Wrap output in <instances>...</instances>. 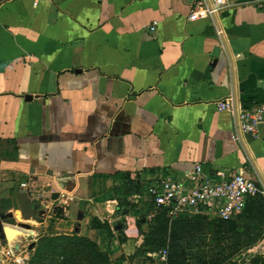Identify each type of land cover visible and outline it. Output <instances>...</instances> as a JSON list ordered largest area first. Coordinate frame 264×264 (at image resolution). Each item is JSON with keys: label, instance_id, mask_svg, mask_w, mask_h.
Returning a JSON list of instances; mask_svg holds the SVG:
<instances>
[{"label": "crops", "instance_id": "1", "mask_svg": "<svg viewBox=\"0 0 264 264\" xmlns=\"http://www.w3.org/2000/svg\"><path fill=\"white\" fill-rule=\"evenodd\" d=\"M195 1L0 0V254L66 236L110 264H175L174 223L210 216L264 262L261 193L228 221L149 219L150 201L128 200L195 169L264 189V122L254 137L238 118L264 104V6L190 20Z\"/></svg>", "mask_w": 264, "mask_h": 264}, {"label": "built area", "instance_id": "2", "mask_svg": "<svg viewBox=\"0 0 264 264\" xmlns=\"http://www.w3.org/2000/svg\"><path fill=\"white\" fill-rule=\"evenodd\" d=\"M257 6L263 7L264 0H255ZM225 0H196L189 14L190 20L205 19L218 13ZM220 110H233L230 100L218 103ZM240 128L254 137L258 136L261 123L264 122V104L253 109H243L238 114ZM258 193L264 195V189L242 172L228 176L224 172L213 176H203L198 169L188 174V184L171 175L164 174L153 180L147 191L137 192L128 198L129 202L138 205L150 201L152 211L148 218L160 210H165L174 220H189L195 215L212 212L224 221L236 218L244 210L249 197ZM168 251L162 249L160 258L167 260Z\"/></svg>", "mask_w": 264, "mask_h": 264}, {"label": "rangeland", "instance_id": "3", "mask_svg": "<svg viewBox=\"0 0 264 264\" xmlns=\"http://www.w3.org/2000/svg\"><path fill=\"white\" fill-rule=\"evenodd\" d=\"M175 223L176 226L173 227L175 236H172L174 242L172 256L177 261L175 264L264 263L263 260L258 259L263 255L260 252L250 255L240 247L235 253L228 246V229L225 224L210 216L205 217L204 220L196 218L186 225ZM213 230L218 235L215 238L210 235ZM59 239L62 237L46 236L40 238L32 248H22V250L7 248L0 254V264H110L109 261L105 263L101 256H97L87 243L78 245V241L75 243V241ZM214 241L218 242L216 245L219 248L216 250L213 249Z\"/></svg>", "mask_w": 264, "mask_h": 264}, {"label": "trees", "instance_id": "4", "mask_svg": "<svg viewBox=\"0 0 264 264\" xmlns=\"http://www.w3.org/2000/svg\"><path fill=\"white\" fill-rule=\"evenodd\" d=\"M256 196H260V195H256ZM163 215H164V214H161V215H159L158 217H162ZM196 218H197V216L193 217V218L191 219V221L194 220V219H196ZM62 239H67V240H69L70 242H71V241H72V242L75 241V243L78 241V242H79L78 245H81V244L87 243V244L89 245V247H92V248H93V251H94V253H95L97 256H101L102 260H103L105 263L108 262L106 256L98 250L97 246H96L93 242H91V241H89V240H87V239H85V238H77V237L69 238V237L63 236ZM62 239H59V240H62Z\"/></svg>", "mask_w": 264, "mask_h": 264}, {"label": "water", "instance_id": "5", "mask_svg": "<svg viewBox=\"0 0 264 264\" xmlns=\"http://www.w3.org/2000/svg\"><path fill=\"white\" fill-rule=\"evenodd\" d=\"M23 200H24V207L26 209L27 208V205H26V196H25V194L23 195Z\"/></svg>", "mask_w": 264, "mask_h": 264}]
</instances>
